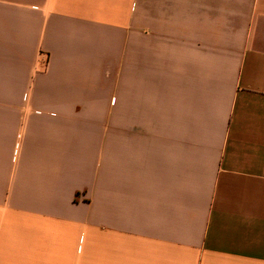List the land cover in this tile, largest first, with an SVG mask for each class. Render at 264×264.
Returning a JSON list of instances; mask_svg holds the SVG:
<instances>
[{
  "label": "crops",
  "instance_id": "0c3cea01",
  "mask_svg": "<svg viewBox=\"0 0 264 264\" xmlns=\"http://www.w3.org/2000/svg\"><path fill=\"white\" fill-rule=\"evenodd\" d=\"M0 264H264V0H0Z\"/></svg>",
  "mask_w": 264,
  "mask_h": 264
}]
</instances>
